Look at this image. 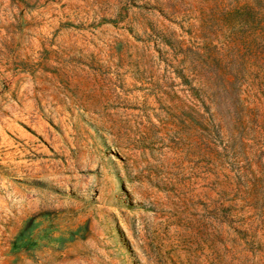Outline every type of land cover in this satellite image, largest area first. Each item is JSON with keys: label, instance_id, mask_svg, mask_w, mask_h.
<instances>
[{"label": "rangeland", "instance_id": "1", "mask_svg": "<svg viewBox=\"0 0 264 264\" xmlns=\"http://www.w3.org/2000/svg\"><path fill=\"white\" fill-rule=\"evenodd\" d=\"M0 264H264V0H0Z\"/></svg>", "mask_w": 264, "mask_h": 264}]
</instances>
